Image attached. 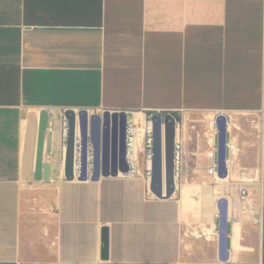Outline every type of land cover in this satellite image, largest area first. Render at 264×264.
Returning <instances> with one entry per match:
<instances>
[{
    "label": "crops",
    "instance_id": "obj_1",
    "mask_svg": "<svg viewBox=\"0 0 264 264\" xmlns=\"http://www.w3.org/2000/svg\"><path fill=\"white\" fill-rule=\"evenodd\" d=\"M182 108L246 113L264 132V0H0V264H264V141L261 180L246 173L251 210L243 177L224 181H236L226 261L220 217L208 245L186 241L177 192L158 199L144 176L64 178L65 111ZM42 111L59 172L34 197Z\"/></svg>",
    "mask_w": 264,
    "mask_h": 264
},
{
    "label": "water",
    "instance_id": "obj_2",
    "mask_svg": "<svg viewBox=\"0 0 264 264\" xmlns=\"http://www.w3.org/2000/svg\"><path fill=\"white\" fill-rule=\"evenodd\" d=\"M68 121L66 142V159L64 178L67 181H99L101 178L118 177L119 173L129 170L126 161V127L127 115L124 111L105 110L100 114H90L87 110H67L64 113ZM50 121L48 111L40 112L34 180L48 182L51 180V165L45 163V154L51 153L47 131ZM219 127V171L220 179H225L228 170L226 158V118L218 119ZM153 158L150 191L158 199H172L176 193L174 177V145L176 138L175 120L166 116L165 139L160 117H153ZM77 131L80 136V167L78 176L75 170V151ZM50 137V136H49ZM90 157V158H89ZM90 162V163H89ZM91 167V168H90ZM90 168V169H89ZM165 180V185H164ZM228 201L222 198L218 202L219 219V253L220 260L228 258L227 248V214ZM103 257H108V231L103 233Z\"/></svg>",
    "mask_w": 264,
    "mask_h": 264
},
{
    "label": "built area",
    "instance_id": "obj_3",
    "mask_svg": "<svg viewBox=\"0 0 264 264\" xmlns=\"http://www.w3.org/2000/svg\"><path fill=\"white\" fill-rule=\"evenodd\" d=\"M124 111V110H110ZM78 112V111H76ZM105 112L103 110L100 115ZM127 115V127H126V161L129 167L127 173H119L118 177L123 179L136 178L144 176L151 182L152 177V163H148V155L153 154V117L155 115L160 117L162 130H163V143L165 139V124L166 116L171 115L175 120L176 138L174 145V177L176 184V192L178 190V184H181L185 177V181L188 183V177L186 173L187 162V145L189 138L190 128L195 130L197 125L201 124V129L197 131L198 138H203L206 141L208 150L203 153L204 158L209 162L206 168L208 178H211L215 183H222L230 179L233 175L242 176L237 183L241 185L239 190V202L244 209L251 210L253 202L251 201L250 191L246 187V183L252 181L246 179L247 169H241L240 154L241 149L239 147L238 132L241 130L239 127V121L241 116L249 114L242 112H230V111H216L201 113L198 111L182 108L176 111H154L147 114H142V118L137 120L136 115L139 113L132 111H124ZM90 113V112H89ZM93 114V113H90ZM220 117L226 118V158L225 165L228 170V175L225 179H220L218 176L219 171V127L218 119ZM53 122L49 121L47 135L53 132ZM191 124L192 127H190ZM258 124H262L260 120ZM68 135V121L63 119V144L66 150V142ZM264 141V139H263ZM80 138H78V131L76 137V151H75V163L80 162ZM263 144V143H262ZM48 157L51 155L48 154ZM90 163V162H89ZM91 168V167H90ZM89 168V169H90ZM79 170V169H78Z\"/></svg>",
    "mask_w": 264,
    "mask_h": 264
},
{
    "label": "rangeland",
    "instance_id": "obj_4",
    "mask_svg": "<svg viewBox=\"0 0 264 264\" xmlns=\"http://www.w3.org/2000/svg\"><path fill=\"white\" fill-rule=\"evenodd\" d=\"M32 115L33 114H31L30 118L31 137H33L31 139V144L34 140L36 125V119L32 118ZM239 119L238 125L241 128L237 134L239 147L241 149L239 167L241 169H247L248 171L254 170L259 179V174H262V124H258L260 120L256 116L246 115L241 116ZM192 125L195 124H191L190 127H192ZM196 125L197 127L195 130L199 131L201 129V124ZM195 130L190 128L187 145L188 155L185 175L188 177L189 181L187 183L184 177L181 184H178L175 200L180 203L186 215V241H205L206 245H208L212 239V224L220 217L218 202L222 198L231 197L227 191L236 188V181L230 180L216 184L215 181L208 178L206 168L209 162L206 161L203 156V153L208 150V146L202 137L198 138L197 131ZM148 163H151L149 158ZM76 164L80 167V162L75 163V165ZM29 170H32V168L29 167ZM62 172H64V168ZM29 183V192L31 195H36L34 197H37L38 193L44 192L43 188L46 183L36 182L33 175ZM34 201L36 202V200Z\"/></svg>",
    "mask_w": 264,
    "mask_h": 264
},
{
    "label": "bare ground",
    "instance_id": "obj_5",
    "mask_svg": "<svg viewBox=\"0 0 264 264\" xmlns=\"http://www.w3.org/2000/svg\"><path fill=\"white\" fill-rule=\"evenodd\" d=\"M39 119H40V116H39ZM39 119L36 122V124H38V130H39ZM136 119L139 120L140 119V115L137 114L136 115ZM37 137H38V135H37ZM36 151H37V148H36ZM148 158H149L150 162L152 163L153 154L148 155ZM46 164H49V163H46ZM49 165H51L52 176L59 172V166H57L56 164H49ZM78 169H79V166H78V164H76L75 165V170H76L77 176H78V171H79ZM259 179L261 180V174H259ZM257 180H258V178L254 179V181H257ZM164 185H165V180H164Z\"/></svg>",
    "mask_w": 264,
    "mask_h": 264
}]
</instances>
